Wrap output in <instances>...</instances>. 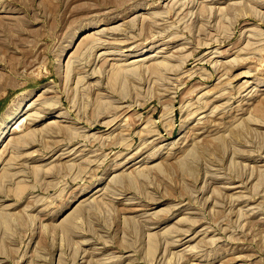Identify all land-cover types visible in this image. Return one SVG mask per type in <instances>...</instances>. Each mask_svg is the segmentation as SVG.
I'll list each match as a JSON object with an SVG mask.
<instances>
[{
	"label": "rangeland",
	"instance_id": "1",
	"mask_svg": "<svg viewBox=\"0 0 264 264\" xmlns=\"http://www.w3.org/2000/svg\"><path fill=\"white\" fill-rule=\"evenodd\" d=\"M188 1L0 0V264H264V0Z\"/></svg>",
	"mask_w": 264,
	"mask_h": 264
},
{
	"label": "bare ground",
	"instance_id": "2",
	"mask_svg": "<svg viewBox=\"0 0 264 264\" xmlns=\"http://www.w3.org/2000/svg\"><path fill=\"white\" fill-rule=\"evenodd\" d=\"M188 3H193V5L194 4H196V2H195V0H190V1H188V2H186V3H184V4H188ZM189 5V4H188ZM173 12V11H172ZM170 13V12H169ZM152 25H150V27H151ZM157 26V25H156ZM156 26H152V28L153 27H156ZM146 29H148V27H149V25L147 24H145V26H144ZM152 28H151V32H152ZM148 30H150V29H148ZM155 30V29H154ZM154 41V40H153ZM95 46L97 47V44H94L93 46H92V48H95ZM142 60H144V58H138V59H135L134 61H132V62H137L138 63V61H142ZM90 62V61H89ZM88 62V63H89ZM131 62V63H132ZM87 63V64H88ZM188 63V62H187ZM86 64V63H85ZM146 65V64H145ZM187 65V64H186ZM153 68V67H152ZM157 69V68H156ZM32 107V105H30L28 108H27V110L29 109V108H31ZM29 118L28 117H21L16 123H15V126H14V129H13V131H15V132H21V128H22V126L23 127H25V128H27V125H28V122H27V120H28ZM25 124V125H24ZM60 132H62V133H65L66 131L65 130H63L62 128H60ZM99 189L98 188H95V190H94V192H96V191H98ZM83 211V210H82ZM23 230H24V228H23ZM12 253V252H11ZM10 253V254H11ZM13 254V257H14V253H12ZM11 257H12V255H11ZM9 258V257H8Z\"/></svg>",
	"mask_w": 264,
	"mask_h": 264
}]
</instances>
